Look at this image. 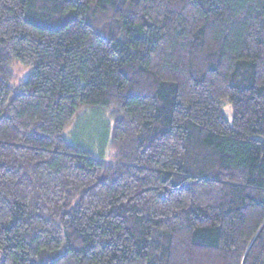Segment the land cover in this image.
Returning <instances> with one entry per match:
<instances>
[{"label": "trees", "instance_id": "obj_1", "mask_svg": "<svg viewBox=\"0 0 264 264\" xmlns=\"http://www.w3.org/2000/svg\"><path fill=\"white\" fill-rule=\"evenodd\" d=\"M0 254L264 264V0H0Z\"/></svg>", "mask_w": 264, "mask_h": 264}, {"label": "rangeland", "instance_id": "obj_2", "mask_svg": "<svg viewBox=\"0 0 264 264\" xmlns=\"http://www.w3.org/2000/svg\"><path fill=\"white\" fill-rule=\"evenodd\" d=\"M15 71L19 79H24V77L27 78L31 69L28 68L27 71L19 67ZM224 112L227 119L232 122L234 110L228 101L224 102ZM113 127L114 117L110 110L100 107L87 108L76 117L75 122L65 134L72 144L91 150L97 157L111 161L114 153L111 146Z\"/></svg>", "mask_w": 264, "mask_h": 264}]
</instances>
